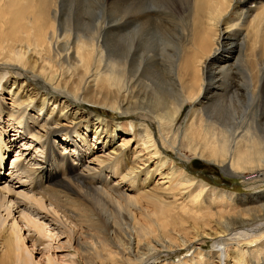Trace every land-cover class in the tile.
Listing matches in <instances>:
<instances>
[{
    "label": "bare ground",
    "instance_id": "1",
    "mask_svg": "<svg viewBox=\"0 0 264 264\" xmlns=\"http://www.w3.org/2000/svg\"><path fill=\"white\" fill-rule=\"evenodd\" d=\"M94 1L91 6L85 0L79 5L77 0H8V4H0V109L3 101L7 104L1 95L8 96L11 116H22L23 124L33 125L28 131L23 125V134L31 133L33 139L46 134L44 144L48 148V161L32 165L22 158L27 144L16 138L9 141L21 148L22 155L13 163L14 172L7 175L9 181L2 179L11 149L0 130V149L1 145L6 148L0 150V264H40L35 256L39 254L35 250L39 244L27 245L23 228L34 232L35 241L44 243L56 241L57 236L49 231L55 225L77 244L80 262L75 264H155L151 260L159 251L178 256L204 239L213 243L208 261L203 263L200 247L183 263L225 264L231 245L235 247L229 258L232 264H264L260 257L263 243L257 244L255 237L250 239L256 244L246 245L252 247L247 253L239 246L241 237L230 235L238 227L264 219V194L234 199L223 191L214 193L219 200L240 202L242 207L235 211L216 210L207 222L192 207L182 208L179 214L170 200L184 186L192 187L195 178L178 169L163 152L172 151L182 162L202 159L249 186L264 185V30L260 36L252 34L256 25L264 26L259 15L253 14L259 7L244 8L249 0H194V14L200 21L192 29L188 46L183 45L185 55L176 61L177 55L171 60L169 52V61L163 68L159 64L160 51L174 47L179 32L166 26L161 32L163 37L158 39L154 30L158 28L148 10L155 5L171 7V0H153L151 7L150 0ZM178 1L189 4L181 8L185 10L192 2ZM119 2L128 3V7L119 6ZM199 3H204L205 9ZM232 8L234 12L230 14ZM112 25L122 28L107 32ZM259 38L263 45L257 43ZM223 49L228 50V55L217 59ZM233 71L240 77L236 78ZM255 72L262 73L260 81H256ZM10 78L23 83L17 85ZM205 78V97L200 99ZM32 84L41 88L40 98L32 97ZM54 96L62 99L60 106L66 109L70 107L68 102L74 106L89 103L123 118L139 115L142 121L155 125L156 133L141 124L135 155L129 160L125 150L135 138L133 122L124 123L126 129L107 121L106 129L114 130L115 135L132 134L134 138H122L117 151L95 155L92 161L99 166L97 170L84 161V152L105 147L99 131H94L93 144L85 138L79 140L85 151L72 144L78 149L72 162L59 152L55 140L56 129L65 130L69 124L64 112L58 115L59 105L49 107ZM37 104L41 105L40 114L48 108L47 118L30 117L35 111L32 106ZM188 106L189 120L184 127L179 126ZM61 139L69 144L68 138ZM107 169L118 181L110 183L101 178ZM75 171V176L70 177ZM155 171L162 177L147 190ZM145 173L147 178L141 180ZM90 177L101 179L103 185L92 182ZM16 181H24V185L13 184ZM26 183L34 193L20 190ZM203 186L200 183L197 188L201 191ZM21 205L27 206L26 210H21ZM40 218L50 221L43 224ZM71 219L75 223L69 222ZM46 264L59 263L48 255Z\"/></svg>",
    "mask_w": 264,
    "mask_h": 264
},
{
    "label": "rangeland",
    "instance_id": "2",
    "mask_svg": "<svg viewBox=\"0 0 264 264\" xmlns=\"http://www.w3.org/2000/svg\"><path fill=\"white\" fill-rule=\"evenodd\" d=\"M85 1H86V4H89V6H91V4L96 3L95 1L92 2V0H85ZM152 2H153V0L149 1L150 7L152 6ZM81 3H83V0H77V5H79ZM0 4H2V5L8 4V0H0ZM195 4H196L195 1L192 0L191 6L187 10H185V9H181V8L185 7L189 4L186 5L185 2H181L178 0H171V7L167 4H165L164 6L155 5L154 7H152L151 10H148L150 12V17H151L152 22H154V27L158 28V29H154L156 31L158 39L163 37V36H161V32H162L163 28H165L166 26H171V29H174L175 31L179 32V37L176 40V45H175L178 49L176 50L175 46H174L175 48L173 46H171V49H167L166 47H163V50L160 51V55H159V62L160 63L159 64H161L163 66V68L166 67V65L169 61V57H170V55H168L169 52H171V60L173 59L174 54L177 55V57L175 56L176 61L177 60L179 61L181 59V57H183V55H185L184 54L185 52L182 54L184 47L188 46V43H189L188 40H189V37L191 35L192 29L195 26H197V23L200 21V19L196 18L195 14H194L195 9H196ZM127 5H128V3H126V2H119V6H122L123 8L128 7ZM136 5L137 4L132 5L131 9H133V7H135ZM198 5L200 8L205 9L204 3H199ZM253 5L256 7H259L258 9L256 8L257 10L253 14L257 13L259 15L260 20L264 21V0H256V1L249 0L248 4L245 3L243 7L244 8H250V7H253ZM150 7L148 6V8H150ZM233 10H234V8L231 9L230 14H233V12H234ZM160 26H163V27H160ZM247 26H249V23L247 24ZM112 27L113 28H111L109 26V30L107 32H109V31L112 32V30L114 32V30L117 31L118 29L122 28L121 25H112ZM137 28L138 27L136 25V29ZM186 29H187L188 34L185 37L184 33H185ZM263 30H264V26L262 24L256 25V28L252 31V34L256 35V36L257 35L260 36L261 32ZM104 33H106V31H104ZM244 34H245V32H244ZM104 36H106V35L104 34ZM262 41L263 40H261L259 38L257 43H259V45H263ZM183 45H185V46H183ZM180 51H181V53H180ZM227 51L228 50H226V49L221 50L217 55V59H221L225 55H228ZM239 68H238V70H240ZM240 71H242V70H240ZM232 74L235 75L236 78L240 77V76H237L238 75L237 71H233ZM255 78H256V81H258V80L260 81V79H262V73L255 72ZM10 79L12 82H16L17 85H22V83H23L20 80L16 81L14 78H10ZM23 81H25V80H23ZM25 82H27V81H25ZM207 82H208V78H205V82H204L205 86L202 89V94H201L200 99L205 97L204 93L206 90L205 87H206ZM33 85L34 84L30 85L31 86L30 88L32 89V90L30 89L32 91V97L36 98L38 96V98H40L42 93H43L41 88L33 86ZM171 96L174 97L173 92L171 93ZM2 98L6 99V103L8 105L4 103L5 101L2 102L3 106L0 109V115H1V117H0V130H1V132L4 133L3 134L4 143L6 144L7 148L11 149V151L9 152V156L7 155L6 162H5L4 167H3V174L1 175V177H2V179L7 178L9 181V176H10L9 173L13 169V163L16 164L18 161H20L17 156L22 155V153H19L20 152L19 150L21 148L18 147V145L15 148L14 144H10L9 141H12L16 138V140L19 141V143L27 144L26 150H24L25 152L23 151L24 156H22V158H25L24 161L29 162L32 165H34L35 163L41 164V163H45L48 161V160H45V153H46V150H48V148H46V146L44 144V142H45L44 139L46 138V134L43 133L40 136V138H37V139L36 138L33 139V137H31V133H24L23 134V130H22L23 125L25 126L27 131L32 130L33 125L31 123L23 124L22 123V121H23L22 116H17V115L11 116L10 111L8 112V110L11 108V105H10L11 100H9L8 96H5V95H1V99ZM61 101H62L61 98H59L58 96H54L53 100L50 101L49 107L52 108V107L59 105L58 108H60L61 107L60 106ZM63 102H65V100H63ZM63 104L64 103H62V105ZM66 105H68V106L70 105V107H68L67 109L65 106L61 107L58 115L60 113L64 112L65 115L68 116V119L66 120V124H69V128H67L65 130L64 129L60 130L57 128L56 132H55L56 137L58 136V138L55 140H56V143L59 145V148H60L59 152L65 153V155H67L72 162H75V159H76V156L78 153V149H75L72 146L78 144V146H80L81 150L85 151V149L82 148V145L79 143V140L82 138H85V140L88 144H93L94 143V139L92 138L93 132L99 131V135L101 136V140H100L101 145H103L105 147L100 146L99 147L100 150L96 149L95 152H92L89 154L84 152L86 154L84 156L85 165H90V167L97 168V170L99 169V166L95 162L92 161V159L95 157V155H97V154L104 155V153L108 154L109 152H114V150L117 151V150H119V146L122 143V140H121L122 138H124V139H129L130 137L134 138L132 134L128 135V134H124V133H121V134L117 133V135H115L114 130L106 129L105 122L110 121L114 125H122L126 129H128V127L124 123L133 122L135 138H134L133 143L131 144V147L128 148L127 150H125V155L127 156V158L129 160H131L133 158V156L135 155V152H134V148L136 147L135 141L138 140V134L141 131L142 125L149 126V130L152 131V133H156L155 125L150 124L149 120L146 121L144 119L142 121V119L139 117V115L123 118L115 112L107 111L104 109L94 107L93 105H91L89 103L74 106V105H72L71 102H68V104H66ZM3 107H5V109ZM32 108H34L35 111H32L30 113L31 118L37 119L40 117V118L45 119L48 117V113H49L48 108L46 110H44L43 114H40V111H39L41 108V105L37 104V105L32 106ZM189 109L191 110L190 106H188L186 108L183 115L181 116V119L179 120V126L184 127L185 126L184 123H186L189 120V112H190ZM20 110H21V112L23 111V109H20ZM1 111H3L4 113L3 112L1 113ZM97 118L102 119L103 123L99 124V121ZM97 128H99V130H96ZM107 133H109V137L106 136ZM26 134H27V137H25ZM62 137L68 138L69 144H66L63 141V139H61ZM75 137H77V139H75ZM94 148L95 147L92 146V149H94ZM3 149H4V151H6V148L3 145H1L0 150H3ZM163 152L168 158H170L171 160H173L175 162L178 169L184 170L190 176L194 177L195 181H197V182L194 181L192 183V187L191 186H188V187L184 186L179 191V193H178L179 195L176 194L175 196H173V199H171L172 197H170L171 200L170 199L169 200L171 202V205H173V209L176 210L179 214H182L181 209L182 208L186 209L187 206L189 209L191 207L193 209L196 208L194 210L191 208V210L196 212V213L201 212L200 218L202 219V221H204L206 219V221H204V222H207L209 219L213 218L212 214H215L216 210L235 211L234 210L235 208H237V207L241 208L242 207L239 205L240 202L235 201L233 204H231V202L228 201L227 199L226 200H219L218 197H216L215 195L214 196L212 195L214 193L218 194V193H221V191H223V192H225L224 194L230 195L234 199H236V198L240 199V197L249 196V195L250 196H256L257 194H260V193L264 194V185L263 184H258L256 186H254V185L249 186L248 184L243 182V180L241 178H237V177H234L231 175H226L225 173H223V171H221V169L218 166L209 164L202 159H198L195 157L192 159H186V161L182 162V161L177 159L178 157H176V154L173 153L172 151L166 150ZM13 172L14 171H12L11 173H13ZM73 173L74 172H71V174L69 173L70 177L75 176L77 171H75L74 174ZM7 175H9V176H7ZM152 175L153 176H151L148 180L149 183L147 186L148 187L147 190L152 189L156 180L160 179V177H162V174H157L156 171ZM147 176H148V174H146V173L143 174V176L141 177V180L146 179ZM101 178L105 179L106 182L109 181L110 183H113L114 181H118V179H119V178L111 177L108 169L105 170V175H101ZM109 179H111V180H109ZM89 180H91L92 182H96L97 185H98V183H99V185L100 184L103 185V183H101V181H100L101 179H99V178L97 179V178L90 177ZM97 181H98V183H97ZM23 182L24 181H16V182H13V184L18 183L19 185H21V184L24 185ZM200 183H202V185H204L203 186L204 188L202 187L203 190L201 189V191L199 188H197V185ZM126 186L128 187V185L125 184L124 189H127ZM19 188H21L20 189L21 191H25L27 193L30 192L29 194H32V192L34 193L33 187H31L28 183H26L25 186L19 187ZM197 190H199L200 192H198ZM128 191L130 194L133 193L129 188H128ZM202 191H204V192L201 193ZM185 193H188V194H185ZM193 193H194V195H193ZM190 195L191 196L193 195L192 197H194V198L192 199V197H190L191 199L190 198L188 199V197ZM211 195L213 196V198L211 197ZM206 197H207V199H206ZM26 208H27V206L25 207V206L21 205L20 209L26 210ZM206 211H208V212H206ZM211 211H212V213H211ZM207 213H209V214L207 215ZM15 217L17 218L18 214L15 215ZM40 219H41L40 222H43V219L42 218H40ZM49 221L50 220H46L45 222H43V224H46V222L48 223ZM71 221L73 222L72 219L69 222H71ZM73 223H75V222H73ZM21 225H24V224L21 223ZM49 228H50L49 229L50 233L55 234V236H57V239H56V241L55 240H53V241L47 240L44 243L41 241H38V240L35 241L36 237L33 235L34 232L28 233L26 228H23L22 234L24 235V238H26V244L29 246H32L34 243L39 244L37 247H35L36 252L39 253L38 255H35L36 256V262H39L40 264H46L48 255H50V257H53L54 259H56L59 264H72V262H73V264H75V262H80V258L77 255V247L78 246L73 241L72 242L69 241L68 233L66 231L64 233L63 229H61L60 226H58V225H55V227L51 226ZM78 229L79 228H77V231H78ZM84 231H86V229ZM30 235H33V236H30ZM230 235L233 237H241L240 238L241 240L239 239L240 240L239 246L243 250L247 249L246 252L248 251L247 253H250V251L252 250V247L255 246V244H256L255 243L256 240L258 241L257 244H259L260 242H261V244L262 243L264 244V219L257 221L251 225H247L245 227H242V228L238 227L236 230L232 231ZM254 237H255V239L256 238L257 239L254 241L250 240ZM247 240H250V241H247ZM201 241L195 242L192 245L191 249H189L188 251H184L183 253L181 252V254H178V256L177 255L169 256L168 252H166L165 250L159 251L157 253L159 255L156 254V256L151 260V262L155 263V264H170V263L185 264V263H183L184 262L183 259L186 257L187 258L190 257L196 250H198L201 247V249H202L201 251L204 253L203 263H206L208 261L207 254H209V251H211L213 249V247H212L213 243L210 239H204ZM248 244H250V246H252V247L246 246ZM2 245H3V243H1V241H0V257L2 256V251H3ZM234 248H235L234 246H231V245L228 246L227 252H226L227 257H226L225 264H232V262L229 261V258L231 256L230 253ZM262 253L263 254H261L260 257L264 258V252H262ZM193 260L196 261L197 259H193ZM250 263L255 264L254 262H251V261H250ZM215 264H218V263H215Z\"/></svg>",
    "mask_w": 264,
    "mask_h": 264
}]
</instances>
